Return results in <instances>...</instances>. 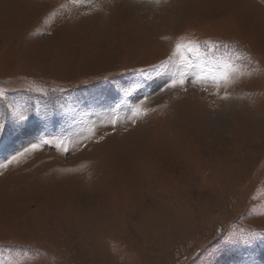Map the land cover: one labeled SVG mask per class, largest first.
I'll list each match as a JSON object with an SVG mask.
<instances>
[{"label":"rangeland","instance_id":"374dc122","mask_svg":"<svg viewBox=\"0 0 264 264\" xmlns=\"http://www.w3.org/2000/svg\"><path fill=\"white\" fill-rule=\"evenodd\" d=\"M0 93V264H264V0H0Z\"/></svg>","mask_w":264,"mask_h":264},{"label":"snow or ice","instance_id":"6c2138e0","mask_svg":"<svg viewBox=\"0 0 264 264\" xmlns=\"http://www.w3.org/2000/svg\"><path fill=\"white\" fill-rule=\"evenodd\" d=\"M74 3L79 4L81 3V0H73ZM159 2V0H157ZM217 45L215 43L205 44V47H210V48H215ZM199 45L198 44H193L191 42L187 44H177L176 49H177V54L182 55L184 51L192 53L194 56H196L198 59L202 58V54L199 51ZM237 60H240L241 57L237 56ZM193 65L191 64H181L178 63L177 56L170 57L167 61H162L159 64L152 65L150 69H138V70H133V71H139L140 73L144 74V77L146 79L151 78L153 74H161V73H167L169 74V82L167 84L168 88H183L186 82L187 78V69L192 67ZM226 69L223 72H221L219 75L216 74H211L212 75V80L214 83L217 84V86H223V87H228L230 85H233L234 83L237 82L238 77H243L244 75L248 74L245 73L243 70L236 68L235 66L231 65H226ZM196 77H192L188 79V82L191 83L192 80H194ZM127 94V93H126ZM0 96H3V93H0ZM11 107V106H9ZM147 113L144 112L143 110L136 108L134 109V115L136 117H140L143 115H146ZM14 115L16 116L18 121H23L27 119V115L23 112H14ZM111 123L115 124V120L113 119ZM91 130V129H90ZM51 139H55V137H52ZM51 139L45 138L42 140L41 143L43 144H48L51 142ZM62 140L60 143L62 144ZM40 147V144H32L29 149H26V151H34L37 150ZM67 151V149H64ZM15 159V157H13Z\"/></svg>","mask_w":264,"mask_h":264},{"label":"bare ground","instance_id":"6f19581e","mask_svg":"<svg viewBox=\"0 0 264 264\" xmlns=\"http://www.w3.org/2000/svg\"><path fill=\"white\" fill-rule=\"evenodd\" d=\"M69 167V166H68Z\"/></svg>","mask_w":264,"mask_h":264}]
</instances>
